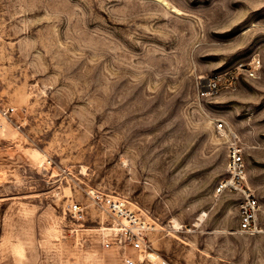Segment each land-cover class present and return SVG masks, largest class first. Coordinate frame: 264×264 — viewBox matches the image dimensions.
Here are the masks:
<instances>
[{
  "label": "rangeland",
  "instance_id": "1",
  "mask_svg": "<svg viewBox=\"0 0 264 264\" xmlns=\"http://www.w3.org/2000/svg\"><path fill=\"white\" fill-rule=\"evenodd\" d=\"M164 1L0 0V264H119L93 189L155 221L153 260L264 264V0ZM253 57L256 77L202 95ZM230 130L260 233L216 192Z\"/></svg>",
  "mask_w": 264,
  "mask_h": 264
},
{
  "label": "built area",
  "instance_id": "2",
  "mask_svg": "<svg viewBox=\"0 0 264 264\" xmlns=\"http://www.w3.org/2000/svg\"><path fill=\"white\" fill-rule=\"evenodd\" d=\"M260 67V59L253 57L249 64L240 63L236 69L218 72L206 78L201 84L203 96H213L223 90L236 89L240 77L254 78ZM15 108L6 109V113ZM221 123L218 129L222 130ZM226 176L217 185V194L235 193L239 196V230L247 234L262 231L258 223L259 200L248 181V169L244 149L237 134L228 131ZM91 201L105 212L107 219L99 227V244L104 250L115 251L119 264H173L165 259L153 260L150 257L149 233L156 230L154 220L146 218L140 209H134L130 202L120 196L93 189ZM68 210L78 221L87 219L88 205L72 199ZM91 236L86 238L90 240Z\"/></svg>",
  "mask_w": 264,
  "mask_h": 264
},
{
  "label": "bare ground",
  "instance_id": "3",
  "mask_svg": "<svg viewBox=\"0 0 264 264\" xmlns=\"http://www.w3.org/2000/svg\"><path fill=\"white\" fill-rule=\"evenodd\" d=\"M158 1H160V2H162V3H165L164 0H158ZM39 158L41 159V157H39ZM172 226H173V228L176 229V230H179V228H180V224H179L178 221H174V223H173Z\"/></svg>",
  "mask_w": 264,
  "mask_h": 264
}]
</instances>
